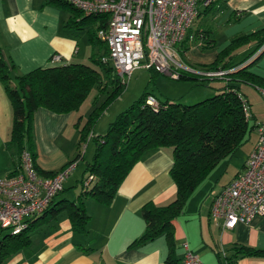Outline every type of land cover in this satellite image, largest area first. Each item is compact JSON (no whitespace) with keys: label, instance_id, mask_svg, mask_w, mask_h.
I'll return each mask as SVG.
<instances>
[{"label":"crops","instance_id":"0c3cea01","mask_svg":"<svg viewBox=\"0 0 264 264\" xmlns=\"http://www.w3.org/2000/svg\"><path fill=\"white\" fill-rule=\"evenodd\" d=\"M214 7L218 11L216 25L225 28L226 41L218 48L210 34L213 43L208 47L197 41L185 42L183 59L187 66H210L235 39L264 30V0H229ZM72 19L69 8L48 0H0V51L10 67L14 84L18 77L35 69L60 66L51 64L55 54L61 55L65 64L84 65L91 64L92 57L105 54L107 48L103 42L98 38L91 40V33L97 34L99 26L91 21L73 26ZM200 26L199 19L195 30H202ZM81 39L87 44L83 55ZM255 47L253 42L234 51V63H243ZM255 59L249 71L264 79V53ZM213 85L221 88L223 84ZM232 85L248 100L254 122L264 123V92L240 81ZM91 113L57 114L44 108L36 111L32 145L41 171L56 174L76 158L82 151L81 129ZM12 126L13 106L0 80V179L11 175L18 164L17 150L10 143ZM106 132H97L95 127L94 136L87 142ZM257 142L255 129L243 147L246 148L241 169L228 181L215 184L206 199L193 202L194 195L190 197L183 213L173 222L170 238L162 235L140 244L135 242L146 230L143 208L147 204L166 207L177 198V188L170 175L174 164L172 150L148 152L134 166L110 204L84 195L82 182L88 163L76 174L83 162L79 160L64 184V192L56 200L84 203L90 217L84 231H74L66 211L50 222L38 217L27 233L30 243L5 255L2 264H183L185 243L200 257L202 264H222L221 256L232 258L240 246L264 252L263 217L225 229L222 222L216 225L210 215L211 193L242 172ZM6 234L0 230V241ZM235 261L236 264H264V253L239 256Z\"/></svg>","mask_w":264,"mask_h":264},{"label":"trees","instance_id":"16d2710c","mask_svg":"<svg viewBox=\"0 0 264 264\" xmlns=\"http://www.w3.org/2000/svg\"><path fill=\"white\" fill-rule=\"evenodd\" d=\"M48 1L70 9L73 14L70 25L81 26L82 23L91 21L99 26L98 29L107 26L108 15L106 14L85 16L83 12L66 2ZM214 8H209L205 14ZM204 33L203 47H208L213 41L210 40V32L204 31ZM91 34V40H97L96 31ZM253 42L256 44L254 51L243 63L235 64L233 52ZM103 44L107 51L99 58L92 57L91 64H66L38 68L18 77L15 84L10 67L0 51V80L13 106L10 143L17 150L18 161L24 152L30 153L34 167L40 176L53 177L55 173L43 172L36 164L32 145L33 120L36 111L44 108L57 114L77 112L95 87L99 89V93H103L110 87L113 88L111 98H115L126 88L114 68L103 62V58L109 55L108 46L104 42ZM263 46L264 30L235 39L215 63L195 68L207 71H230L223 79H210L198 74L182 72L180 80L222 83L221 88L211 87L216 89V95L212 98L192 105L171 101L159 102V107L155 110L146 104L149 95L145 93L141 100L117 116L105 135L95 136L96 152L85 171L86 176L92 175L95 180L92 190L84 195L106 204H110L116 197L119 188L134 166L148 152L172 150L174 164L170 175L177 188V198L166 207L147 204L143 208L142 215L146 230L135 242L136 244L152 241L162 235L170 238L173 222L183 213L187 200L207 181L218 166L227 164L247 144L252 132L257 130L258 123L254 122L252 112L251 116L247 117L243 110L245 104L250 106L248 100L232 83L237 81L249 83L264 92V79L249 71L256 59L246 66H241ZM182 47L184 62L183 55L186 48L184 45ZM263 53L264 51L261 54ZM105 107L95 108L91 113L86 125L81 129V144L86 143L94 132L97 121L105 113ZM83 159L82 153L79 152L71 164ZM56 199L47 211L39 216V220L50 222L66 211L74 231L83 232L90 219L84 203L81 200L77 204ZM37 218H31L28 221V229L21 234L7 233L4 236L0 241V264L3 263L5 255H10L30 243L27 233ZM263 253L247 246L236 247L235 255L232 258H225L222 264H236L235 259L239 256L248 257Z\"/></svg>","mask_w":264,"mask_h":264},{"label":"built area","instance_id":"2783aa9c","mask_svg":"<svg viewBox=\"0 0 264 264\" xmlns=\"http://www.w3.org/2000/svg\"><path fill=\"white\" fill-rule=\"evenodd\" d=\"M80 10L85 16L108 15L105 28L97 38L106 43L110 64L121 83L127 86V77L136 68H146L180 80L182 72L210 79H223L230 71L197 70L182 60L185 42H205V33L195 30L205 12L229 0H58ZM264 51L261 47L246 66ZM52 65H66L61 55L51 58ZM146 104L157 110L159 101L149 96ZM245 115L251 116L250 106L244 105ZM258 142L247 159L244 169L229 184L211 193L210 215L218 225L234 229L238 224H250L257 217L264 218V123L257 127ZM92 133L89 137L92 138ZM88 139V141H89ZM82 153V151H81ZM18 168L0 179V230L19 235L28 229V221L43 215L64 190V184L73 173L76 163L69 164L53 177H43L34 167L30 153L24 152ZM95 177L87 175L82 182L84 193L93 188ZM183 264H202L188 243L184 244Z\"/></svg>","mask_w":264,"mask_h":264},{"label":"rangeland","instance_id":"374dc122","mask_svg":"<svg viewBox=\"0 0 264 264\" xmlns=\"http://www.w3.org/2000/svg\"><path fill=\"white\" fill-rule=\"evenodd\" d=\"M217 12V9H212V11L203 15L200 18V27L202 31L206 29L210 31L211 37L216 41V45L219 48L226 41V32L225 28L216 25ZM88 42L90 41L88 40ZM80 45L83 55L87 47L85 39L80 40ZM127 83L126 88L115 96V98H111L114 92L111 87L106 89L107 91L105 90L103 93H99L97 87L91 90L88 98L79 111L94 112L95 108L101 109L106 105L104 112H107V114L101 117L95 125L97 132L100 131V133H105L109 123L115 121L121 112H125L136 102L141 100L145 93L149 96H154L162 103L171 101L184 105H192L216 95V89L211 88L214 86L212 82L208 81L206 83H201L189 79L175 80L169 75L156 74L152 70L142 67L136 68L131 76L127 77ZM214 84L217 83L215 82ZM80 147H82V155L83 157L85 156L86 159H83L76 174H78L83 167L85 168L87 163L92 161L96 152V143L94 141L82 143ZM245 148L240 149L227 164L218 166L207 181L196 190L191 200L196 202L206 199L209 191L215 184L223 183L232 178L242 167ZM221 261H225L223 255L221 256Z\"/></svg>","mask_w":264,"mask_h":264}]
</instances>
